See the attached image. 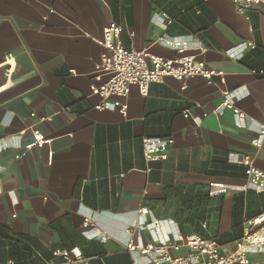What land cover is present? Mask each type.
I'll list each match as a JSON object with an SVG mask.
<instances>
[{
	"label": "crops",
	"instance_id": "0c3cea01",
	"mask_svg": "<svg viewBox=\"0 0 264 264\" xmlns=\"http://www.w3.org/2000/svg\"><path fill=\"white\" fill-rule=\"evenodd\" d=\"M111 22L125 48L194 55L223 82L193 77L183 90L166 77L146 96L131 86L120 99L125 115L96 110L90 85ZM188 35L207 50L179 54L160 43ZM243 42L256 48L240 53ZM251 69H264L261 8L238 13L230 0H0V264H29L18 242L37 255L77 248L78 264H152L153 255L120 252L126 229L138 244L151 241L146 225L154 219L220 237L232 230L234 209L238 220L259 214L264 195L250 189L239 164L248 156L264 171V80ZM223 92L252 119L245 128L231 110L213 113ZM143 137L173 139L166 161L146 163ZM210 183L227 193L210 197ZM91 229L99 237L84 234ZM221 246L229 253L233 241ZM248 253L250 264H264V247Z\"/></svg>",
	"mask_w": 264,
	"mask_h": 264
},
{
	"label": "built area",
	"instance_id": "2783aa9c",
	"mask_svg": "<svg viewBox=\"0 0 264 264\" xmlns=\"http://www.w3.org/2000/svg\"><path fill=\"white\" fill-rule=\"evenodd\" d=\"M238 13H243L249 8H261L264 12V0H230ZM121 28L114 22L109 23L103 29L101 45L103 52L99 63L95 66L94 83L90 85V93L99 98L95 109H118L125 115L126 105L120 102L129 94V88L136 86L142 96L147 95L151 83H160L166 77H172L182 83L181 89H185V80L200 77L208 84H213L218 78L221 82L223 74L209 69L202 60L194 55L181 56L178 59H164L149 55L146 51L128 49L120 40ZM164 46L174 48L177 53L197 49L204 53L205 47H196L194 38L190 35L181 39L160 40ZM240 53L246 49H255L256 45L243 42L239 45ZM249 74L264 80V69H251ZM111 100V101H109ZM231 110L236 119L238 128L246 127L247 115L237 108L231 101V94L223 92L222 101L213 109L214 114L220 115L224 110ZM32 116V115H31ZM205 116V114H203ZM188 117V113H184ZM248 122L252 119L248 118ZM34 144L41 145L44 138L35 131ZM259 137H264V124H257ZM173 145L172 138L143 137L141 139L142 155L146 163L166 161L169 148ZM260 141L254 142L258 147ZM24 154H16L17 161ZM239 164L244 167V175L250 189L255 193L264 195V171L256 168L248 156H243ZM228 189L221 183L209 184V196L225 195ZM140 213L146 214L147 210L141 209ZM90 216L84 221L89 223ZM151 241L146 244H138L133 240L129 229L125 230V251L137 252L142 256L153 255L152 264H250L248 249L253 247L261 251L264 247V210L252 218H245L242 222V236L233 242V250L229 253L222 252V246L216 238H204L195 233H183L176 229L172 221L154 219L146 225ZM89 233V239L99 237L98 232ZM105 242V240H103ZM52 259L43 264H78L82 255L77 248L70 250L57 249L50 252ZM10 264H13L10 262Z\"/></svg>",
	"mask_w": 264,
	"mask_h": 264
},
{
	"label": "trees",
	"instance_id": "16d2710c",
	"mask_svg": "<svg viewBox=\"0 0 264 264\" xmlns=\"http://www.w3.org/2000/svg\"><path fill=\"white\" fill-rule=\"evenodd\" d=\"M237 218H238V215L236 213V210L234 209V211H233V228L229 233H226L220 237L209 236V235H207V233H205L203 231H197V229L193 232H190V233L198 234L204 238H211V237L216 238L217 242L220 245L223 243H226V242H230V241L234 242V241L238 240L239 238H241V236H242L243 218L239 219V220ZM247 218H252V217H247ZM18 244H19L20 248L24 249L25 252H27V258L29 259V264H43L44 261H50L52 259L51 253H48L47 255L40 253V255H37L34 251H32V248L30 246L23 245L22 242H18ZM120 252H124V255H125V253L127 251L123 250ZM131 264H133V262H131Z\"/></svg>",
	"mask_w": 264,
	"mask_h": 264
}]
</instances>
